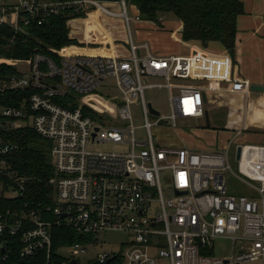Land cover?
Instances as JSON below:
<instances>
[{"label":"built area","instance_id":"built-area-1","mask_svg":"<svg viewBox=\"0 0 264 264\" xmlns=\"http://www.w3.org/2000/svg\"><path fill=\"white\" fill-rule=\"evenodd\" d=\"M62 13L72 16L69 29L77 18L121 20L130 53L88 55L68 46L50 48L47 55L37 51L28 59L0 56V65L17 71L0 78V128L30 127L50 141L55 168L50 180L54 205L0 211V264H264V144L237 145L242 177L235 174V179L247 192L236 194L229 191V146L222 149L226 152L171 147L157 144L152 132L169 123L176 128L179 118H205L203 87L176 83L191 79L199 60L160 56L149 52L147 43L136 45L126 0H0V27L17 35L34 21L42 25ZM135 20L141 21L139 14ZM141 49L148 51L142 55ZM151 77L165 82L150 83ZM156 87L169 92V116L145 98V91ZM106 88L118 95L98 93ZM226 91L247 97L251 84L235 78ZM10 93L25 95L17 100ZM137 103L144 114L142 127L133 123ZM150 104L159 112L155 120ZM96 143L128 150H88ZM17 149V144L0 142V173L7 170L3 157ZM163 182H169L167 190ZM23 190L22 182L5 197L16 199ZM62 227L86 242L55 249L54 229ZM111 233L126 236L124 251L98 252ZM221 240L233 245L231 254L215 256ZM89 252L96 254L86 259Z\"/></svg>","mask_w":264,"mask_h":264},{"label":"trees","instance_id":"trees-1","mask_svg":"<svg viewBox=\"0 0 264 264\" xmlns=\"http://www.w3.org/2000/svg\"><path fill=\"white\" fill-rule=\"evenodd\" d=\"M126 2L137 7L141 20L160 24L163 16L173 14L183 22L184 41H199L204 48L211 42H220L235 59L238 17L245 13L242 0H126ZM71 17L62 13L51 16L42 25L34 21L24 28V32H18L17 35L8 26L0 27V56L28 59L37 51L47 55L50 48L62 49L75 44L69 36L70 29L67 26V21ZM14 74H17L15 68L0 65V78ZM24 95L10 93L8 96L21 100ZM15 104L17 102L8 105ZM0 142L18 145L17 150L3 157L7 170L0 173V211L11 207L25 208L26 204L31 207L54 205V187L50 184L51 178L55 175L51 142L30 127L15 130L0 128ZM22 182L23 196L16 199L5 197L7 192L18 190ZM53 242L56 249L65 244L85 243L86 240L71 229L62 227L54 229Z\"/></svg>","mask_w":264,"mask_h":264},{"label":"crops","instance_id":"crops-1","mask_svg":"<svg viewBox=\"0 0 264 264\" xmlns=\"http://www.w3.org/2000/svg\"><path fill=\"white\" fill-rule=\"evenodd\" d=\"M242 1L245 13L238 17L235 59L231 57L220 42H211L207 48H204L199 41H184L182 36L183 22L179 19L176 21L164 20L163 16L160 19V24L148 20H135L138 25L137 37L139 44L137 45L147 43L149 52L160 56H192L199 60L196 63L197 72H194L193 77L189 80H176V83L203 87L205 90L206 113L209 114L211 126L207 127L205 123L202 129L186 132L189 134L190 139L185 141L178 136L181 140L180 147H188L201 152L213 150L212 137L220 131L215 122L217 121V119L215 120V114L221 111L226 113L227 123L225 129L236 131V135L241 131L238 136L242 132L251 130L253 133L259 131L258 134L260 135L261 131L264 132V93L251 91L245 97L239 94H229L226 91L229 80L235 78L247 80L251 85H264V66L261 62L257 64L259 74L240 66V61H243L245 54L251 56L252 53L248 52L251 45L256 41L263 42L262 40H264V0ZM136 8L134 7L135 14H139V10ZM78 20L80 22L81 19L71 20V24H69V36L75 41V44L69 46L71 52L88 55H121L125 57L129 55V48L126 47L128 44L126 35L124 37L125 44H118L117 37L106 28V24L98 22V25L94 26L86 21L75 24ZM108 20H111V18L103 16V22ZM116 20L122 22L119 19ZM122 24L124 23L122 22ZM247 42L252 44L247 50H243L244 44H247ZM147 51V49H141V54L145 55ZM262 72L263 74H261ZM109 83L114 86L113 80H110ZM102 90L105 92L110 91L107 88ZM103 96L112 97L106 93ZM254 114L256 116H253ZM192 135L193 137H191ZM262 139L264 140V134ZM245 144L259 145L264 144V141L263 143Z\"/></svg>","mask_w":264,"mask_h":264},{"label":"rangeland","instance_id":"rangeland-1","mask_svg":"<svg viewBox=\"0 0 264 264\" xmlns=\"http://www.w3.org/2000/svg\"><path fill=\"white\" fill-rule=\"evenodd\" d=\"M136 8V6H133ZM131 7V5H128V11L131 18V25H130V34L133 38L134 43L137 45L139 44L137 33H138V25L135 23V9ZM137 9V8H136ZM83 16V15H82ZM86 17V16H84ZM163 18V17H162ZM164 20H178L176 16L173 14H166L163 18ZM83 20V19H81ZM81 23L85 21H81ZM79 20L75 24H80ZM97 22V23H93ZM98 22H101L102 24H106V28H108L111 33L115 34L117 37L118 44H125V35H126V27L122 22L111 18V20L103 22V16L95 15L94 18L90 19V22L88 24L97 26ZM125 29V30H124ZM263 42H254V44L247 42V44H244L243 50H247L250 45L251 48L248 52H251V56L245 54L243 57V61H240L241 68L251 69L254 73H260L257 71V64L261 62L264 66V40ZM141 43V42H140ZM245 45L247 46L245 48ZM127 48H129V44L126 45ZM14 59V58H13ZM264 72V71H263ZM263 72L261 74H263ZM46 83L52 84L54 83L51 79H46ZM149 82L153 84H159L164 83V79H158V78H149ZM98 93L105 95L109 94L110 96H116L118 95V91L110 90L109 92H105L102 89L98 90ZM176 93V91L174 92ZM120 98V94H119ZM145 98L147 102H150L155 109H157L162 115L169 116L171 114L170 109V103H169V92L165 88H153V89H147L145 91ZM141 105V103H140ZM138 103L134 104L132 107L133 112V123L137 127H142L144 124V114L142 111V108ZM109 115H114L116 111H110ZM264 113V111H263ZM214 114V113H213ZM253 116H256L254 114ZM151 120H155L153 114L150 116ZM259 118V115H258ZM217 119L216 124L220 128V131L218 133H215L212 137V147L214 146L215 149L220 150V152H226L222 151L223 148L226 146H229L228 154H229V160L232 167V171L229 175V191L234 192L236 194L246 193L247 190L242 188L241 185L238 183V180L235 179V174L242 177L241 171L239 169L238 161L236 160V147L238 144H245V143H263V134L264 132L261 131V135L259 131L257 133H253L252 130L249 132H242L240 136L237 138L235 137L236 131L233 130H226V113L224 111L217 112L215 114V120ZM264 120V119H263ZM206 123L205 118H188L183 119L179 118L176 128L172 126V124L169 123L166 127H154L153 128V135L156 138V141L159 142L157 144H163L171 147H180L181 144V138L183 141L186 139H190L189 134L186 132H192L197 129H202L204 127V124ZM143 131V128L139 129V133ZM180 136V139L179 137ZM193 137V135L191 136ZM261 137V138H260ZM237 139V140H236ZM236 141V142H234ZM215 142V143H214ZM88 150H95V151H101V152H109V153H122L128 150L127 146L118 145L114 143H96L95 145L89 144ZM164 183V182H163ZM166 184H169V182H165V190H167ZM234 187V188H231ZM126 236L123 234L118 233H111L108 234L107 237L104 236L103 241L101 242V248L98 250L100 253H120L121 251H124V246H121L122 242ZM233 245L228 242L221 240L219 243H216L214 254L215 256H226L231 254ZM95 252H89V254L85 257L86 259L91 257L92 255H95ZM246 264H263L262 261H253L248 262Z\"/></svg>","mask_w":264,"mask_h":264},{"label":"water","instance_id":"water-1","mask_svg":"<svg viewBox=\"0 0 264 264\" xmlns=\"http://www.w3.org/2000/svg\"><path fill=\"white\" fill-rule=\"evenodd\" d=\"M251 91L252 92H257V93H264V85H257V84H252L251 85ZM150 112L154 115H158L159 112H157L155 109H153L152 105H149ZM205 119H206V126L210 127V120H209V114H205ZM241 157V148L238 149L237 152V159H240Z\"/></svg>","mask_w":264,"mask_h":264}]
</instances>
